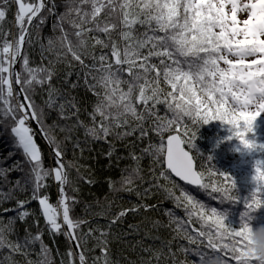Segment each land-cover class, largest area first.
<instances>
[{"label":"snow or ice","instance_id":"snow-or-ice-1","mask_svg":"<svg viewBox=\"0 0 264 264\" xmlns=\"http://www.w3.org/2000/svg\"><path fill=\"white\" fill-rule=\"evenodd\" d=\"M11 5L15 33L3 24ZM49 21L51 35L44 36ZM77 89H83V99L73 95ZM160 105L164 116L158 115ZM262 112L264 0H0V129L15 149L0 163L17 152L20 157L0 167V207L15 201L2 207L3 214L12 213L6 221L0 214V264H57V258L59 264H206L212 256L222 264H243L248 213H241L240 227L233 229L224 223L226 211L198 199L178 181L212 201H236L233 178L214 164L209 167L211 156L197 167L202 154L193 152L194 141L201 123L219 120L230 126L225 139L264 150V144L246 136ZM150 132L160 142H149L137 153V142L150 140ZM129 137L134 140L124 144L128 155L116 156V165L121 159L133 164L121 169L118 180L106 178L112 198L81 200L79 182L95 183L80 171H87L78 163L83 152L103 141L111 166L115 142ZM69 144L74 157L80 153L72 161L64 159ZM45 149L52 161L48 165ZM145 155L151 158L147 177L140 166ZM255 164L256 187L245 198L246 209L264 203V161ZM13 172L19 175L10 180ZM53 184L55 202L49 191ZM161 192L184 217L165 209L168 223L154 220L151 227L171 229L172 239L146 231L144 236L159 240V247L141 239L129 248H139L136 260L123 252L113 259L111 244L140 232L139 223L120 229L126 216L155 209L144 201ZM119 193H134L140 202L124 207ZM33 202L38 209L27 207ZM78 205L81 214L75 212ZM29 217L35 233L26 226L21 236L16 224ZM93 218L105 219L106 225H93ZM45 232L55 255L43 240ZM57 236L65 238V252L56 245Z\"/></svg>","mask_w":264,"mask_h":264},{"label":"trees","instance_id":"trees-1","mask_svg":"<svg viewBox=\"0 0 264 264\" xmlns=\"http://www.w3.org/2000/svg\"><path fill=\"white\" fill-rule=\"evenodd\" d=\"M15 10H16L15 5H11L10 10L7 12L6 19L3 22L5 30L11 28L14 33L16 31L15 27L13 26ZM50 25H51V21H49L48 25L44 27V29L42 30V34L44 36L51 35ZM32 59L37 63L39 62L38 55H33ZM60 69L61 70L63 69V65L60 66ZM71 79L75 80L76 79L75 75H73ZM73 95H77L79 98L83 99L85 93L83 89H77L75 92H73ZM87 98L89 100L92 99L91 94H88ZM39 99L40 98L38 96L37 101H39ZM89 110H90V106H89ZM166 114L167 113L165 107L163 105H160L158 115L164 116ZM81 118L83 119L85 117L82 115ZM229 127H230L229 125H227L226 123H222L219 120H212L206 124L201 123L197 131L196 139L194 141L195 148L193 149V152L199 150V152L202 154V155H197L196 157V163L198 168L200 165L205 163L207 156H211L212 160L208 164L209 167L211 166V164H214L215 168L218 169L219 171L231 175L235 183L234 191L238 197L236 201L234 202L228 201L224 203H220L218 201H212L211 198L208 197L206 193L200 191L197 187L184 185L183 182L178 181V179H176L175 177L172 178L176 179L182 186L186 187L198 199L204 200L206 203H208L211 206L217 207L220 211H226L224 223L233 229H238L240 227L241 213L244 212L246 209L245 198H250L249 194L256 187V183L252 180V175L254 172L253 163L257 159L264 161V150L254 149L251 152L240 151L238 147L239 141L235 137H232L231 139H225V137L230 136V133L228 131ZM79 135L81 139H83V130H80ZM149 136H150V140L145 139L143 141L137 142L138 147L135 149L137 153H139L141 148L146 147L149 144V142L151 143L160 142L159 136H157L155 133L150 132ZM166 136L167 133L165 134V139ZM246 136L250 140L254 139L258 145L264 144V112L260 113V115L254 120L253 131L247 133ZM37 140L41 144L42 148L45 147L44 142L40 139V137H37ZM130 140H134V137H129L124 141L115 142L116 152L115 155L111 158L112 159L111 166H109V159L106 158L104 155L108 151V145L103 141L92 143L91 150H85L83 152V156L82 158L79 159L78 163L80 165H86L87 171L84 168H81L80 171L85 177L91 176V178L95 181V183L89 186V184L84 183L83 181L79 182V187H80L79 198L81 200L92 202L98 198L101 201H103L106 194L109 195L110 199L112 198L111 194H109V186L108 183H106V178L111 177L113 180H118L121 176V169L125 168V166L127 165L133 164V161L131 159H121L119 161V166L116 165V156L128 155L129 150L124 147V144H127ZM68 149L69 150L64 157L66 161H72L76 157H80L79 151L76 152L74 157L73 151L71 150V144L68 145ZM12 151H15V149L12 147V141L10 139V136L7 133H4L2 129H0V161H3L4 157H6L8 153ZM19 158H20L19 153L17 152V154L12 157V160L8 161L7 163H0V167H8L11 165L13 161ZM150 159H151L150 157L145 155L144 158L140 161V166L144 170L143 174L145 175V177L149 175L148 170L151 166ZM44 161L46 165L52 163L51 159L47 155V149H45ZM214 170L215 169H213V171ZM158 172L159 169H157V173ZM18 175L19 174L17 172H13L10 174L9 179L10 180L14 179ZM76 176H77L76 171L72 170L71 177L75 179ZM137 183L139 184V181H137ZM161 183H163L162 180ZM10 186L11 185L6 186L4 190L7 191V188ZM144 186L147 187V184H145ZM49 191L52 194L51 195L52 201L55 202V198H56L55 184H53V186L49 189ZM118 195L123 197L122 201L119 202L122 203L124 207L130 206L131 203L140 202L134 193L133 194L119 193ZM260 197L262 200H264V191L260 193ZM19 198L23 199L24 196L20 195ZM144 202L149 205H157V207L147 212L141 209L139 214L129 213L126 216L123 225L119 226L120 229L123 231H129L128 224L139 223L140 232L138 235L132 234L125 237L123 241H114L111 244L113 259L117 257L119 252H123V254L127 255L130 259L136 260L137 259L136 253L139 252V248L136 249V252L130 251L129 248L132 243H135L136 241L141 239L144 240L145 245L153 244L155 247H159L160 246L159 240L153 241L152 239L146 238L144 236V233L146 231H150L152 236H159L162 240L172 239L174 233L171 231V229L169 228L152 229L151 227V223L154 220H159L163 224L168 223V217L164 214L165 209H173L178 216L184 217L183 211L180 209H175L173 202L171 200L165 199L164 193L162 192L153 195L152 197L146 199ZM14 204L15 201H9L5 203L2 207H11L14 206ZM2 207H0V214H3ZM27 207L29 209H38V204L36 202H33L29 204ZM81 210H82V205H78L75 208V212L77 214H81ZM116 210L117 209H113V211ZM3 215L6 221L8 216L12 215V213H7ZM249 215L252 216V219L249 220L248 222L249 224H251L253 228L257 225L264 224V205H261V207L258 210H256L254 213H249ZM145 217H147L148 219H144ZM39 223L41 226H43L44 221L42 218L40 219ZM97 223L100 225H106V220L103 218H93L92 224L95 225ZM26 226H32V230L35 233L36 229L33 223V218L29 217L25 223H20L18 221L16 224V227L21 236H23L24 234L23 230ZM192 227H199V225L193 223ZM43 240L50 247L53 248V254L55 255L56 248L53 245L52 239L49 238L46 232L43 235ZM55 241H56V245L59 246L60 252H65L67 249V242L65 238L63 236H57L55 238ZM179 243L186 244V242L183 240L179 241ZM98 253L99 250L97 249V254ZM179 258L184 259L182 254H180ZM188 259L192 260L196 258L189 256ZM57 264H59L58 258H57Z\"/></svg>","mask_w":264,"mask_h":264},{"label":"clouds","instance_id":"clouds-1","mask_svg":"<svg viewBox=\"0 0 264 264\" xmlns=\"http://www.w3.org/2000/svg\"><path fill=\"white\" fill-rule=\"evenodd\" d=\"M238 147L239 150L242 152H251L252 150H254L247 148L244 145H241L240 143ZM255 162L256 160L253 163L254 172L252 175V180H253V176L256 175ZM253 181L256 183L255 180ZM251 193L249 194L250 197H251ZM261 205H264V203L258 206L254 205L252 208L249 209H245V211L248 213V218L245 220V224L247 225L245 232L247 243L243 249V264H252L253 260L255 264H264V224L257 225L253 228L251 224H249L248 222L249 220L252 219V216L249 215V213H254L256 210H258L261 207ZM206 264H222V261L219 260L217 257L212 256L206 261Z\"/></svg>","mask_w":264,"mask_h":264},{"label":"water","instance_id":"water-1","mask_svg":"<svg viewBox=\"0 0 264 264\" xmlns=\"http://www.w3.org/2000/svg\"><path fill=\"white\" fill-rule=\"evenodd\" d=\"M16 68H17V70H19V65H17L16 66ZM166 140V139H165ZM174 177V176H173ZM176 178V177H175ZM176 179H178V178H176ZM184 183V182H183ZM195 187V186H194Z\"/></svg>","mask_w":264,"mask_h":264}]
</instances>
